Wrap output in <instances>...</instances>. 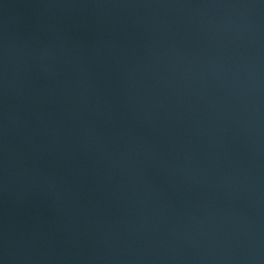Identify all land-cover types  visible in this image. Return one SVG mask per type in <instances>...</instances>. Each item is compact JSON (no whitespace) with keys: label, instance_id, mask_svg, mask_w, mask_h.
Masks as SVG:
<instances>
[{"label":"water","instance_id":"95a60500","mask_svg":"<svg viewBox=\"0 0 264 264\" xmlns=\"http://www.w3.org/2000/svg\"><path fill=\"white\" fill-rule=\"evenodd\" d=\"M0 264H264V0H0Z\"/></svg>","mask_w":264,"mask_h":264}]
</instances>
